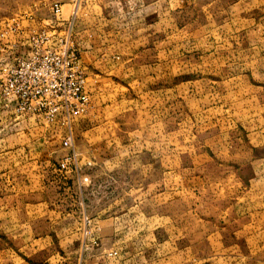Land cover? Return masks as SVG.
Instances as JSON below:
<instances>
[{"label": "rangeland", "instance_id": "374dc122", "mask_svg": "<svg viewBox=\"0 0 264 264\" xmlns=\"http://www.w3.org/2000/svg\"><path fill=\"white\" fill-rule=\"evenodd\" d=\"M55 1L97 83L66 172L0 98V264H264V0H0V21Z\"/></svg>", "mask_w": 264, "mask_h": 264}, {"label": "built area", "instance_id": "2783aa9c", "mask_svg": "<svg viewBox=\"0 0 264 264\" xmlns=\"http://www.w3.org/2000/svg\"><path fill=\"white\" fill-rule=\"evenodd\" d=\"M50 11L51 17L40 22L32 14L0 21V98L15 113L51 128L66 150L57 169L66 172L77 167L74 129L89 111L97 80L71 42L75 16L63 18L56 1Z\"/></svg>", "mask_w": 264, "mask_h": 264}, {"label": "crops", "instance_id": "0c3cea01", "mask_svg": "<svg viewBox=\"0 0 264 264\" xmlns=\"http://www.w3.org/2000/svg\"><path fill=\"white\" fill-rule=\"evenodd\" d=\"M62 8H63V6H62ZM63 10V9H62ZM6 19V18H5ZM36 21H39L40 22V20H36ZM108 259H110V258H108ZM105 256H103V257H99L98 258V260H96V262H95V264H97L98 262H104V263H106V261L108 260Z\"/></svg>", "mask_w": 264, "mask_h": 264}]
</instances>
